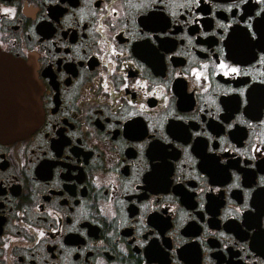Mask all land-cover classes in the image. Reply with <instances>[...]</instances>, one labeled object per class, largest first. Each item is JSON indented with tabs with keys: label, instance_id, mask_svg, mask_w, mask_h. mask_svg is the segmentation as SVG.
<instances>
[{
	"label": "flooded vegetation",
	"instance_id": "af4514ba",
	"mask_svg": "<svg viewBox=\"0 0 264 264\" xmlns=\"http://www.w3.org/2000/svg\"><path fill=\"white\" fill-rule=\"evenodd\" d=\"M0 54V264H264V0H0Z\"/></svg>",
	"mask_w": 264,
	"mask_h": 264
},
{
	"label": "water",
	"instance_id": "95a60500",
	"mask_svg": "<svg viewBox=\"0 0 264 264\" xmlns=\"http://www.w3.org/2000/svg\"><path fill=\"white\" fill-rule=\"evenodd\" d=\"M7 61L0 54V66L8 64ZM18 75L13 85L0 89V140L4 141L27 136L41 121L40 90L24 64Z\"/></svg>",
	"mask_w": 264,
	"mask_h": 264
},
{
	"label": "snow or ice",
	"instance_id": "6c2138e0",
	"mask_svg": "<svg viewBox=\"0 0 264 264\" xmlns=\"http://www.w3.org/2000/svg\"><path fill=\"white\" fill-rule=\"evenodd\" d=\"M5 12L11 11L10 9H4ZM232 71H235V69H232Z\"/></svg>",
	"mask_w": 264,
	"mask_h": 264
}]
</instances>
